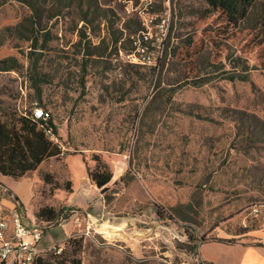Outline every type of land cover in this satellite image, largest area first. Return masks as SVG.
Instances as JSON below:
<instances>
[{
  "label": "rangeland",
  "instance_id": "rangeland-1",
  "mask_svg": "<svg viewBox=\"0 0 264 264\" xmlns=\"http://www.w3.org/2000/svg\"><path fill=\"white\" fill-rule=\"evenodd\" d=\"M149 1L0 0V121L31 118L36 86L62 152L13 179L24 202L0 175V217L75 209L69 169L96 157L114 179L92 188L88 235L67 237L69 210L44 226L42 259L67 264L76 239L80 264H205L199 239L264 231V0L238 24L205 0ZM148 30L163 68L132 54Z\"/></svg>",
  "mask_w": 264,
  "mask_h": 264
},
{
  "label": "trees",
  "instance_id": "trees-1",
  "mask_svg": "<svg viewBox=\"0 0 264 264\" xmlns=\"http://www.w3.org/2000/svg\"><path fill=\"white\" fill-rule=\"evenodd\" d=\"M206 3L213 9L222 11L227 20L232 24H238L245 16L246 10L250 0H205ZM84 37V34H82ZM36 43V41H35ZM158 66L163 68V64L158 62ZM157 67V66H156ZM12 68V67H9ZM155 70V67L153 68ZM245 80V79H242ZM35 101L37 106L48 112L42 100L41 90L35 86ZM41 121L31 118H21L13 121H0V175L10 177L12 179H20L26 174L36 171L39 166L51 158H58L60 156L61 148L58 144L51 141L40 127ZM47 126L51 128L54 137H57V129L52 122L50 115L46 122ZM39 126V127H38ZM96 166L93 170L86 167L87 177L91 184L100 189L101 194H105L108 190L107 186L113 178V173L107 164L95 158ZM45 184L53 185L51 175L45 173L41 176ZM122 178H120V181ZM55 186V185H54ZM59 188V187H56ZM65 191L72 193L71 185L66 184ZM107 196V195H106ZM17 200V198H16ZM67 210V209H66ZM66 210L56 211L51 207H41L36 213L35 217L39 222L51 224L56 222L62 216L67 218ZM194 238H191V241ZM203 238L199 242L204 243ZM218 242L232 243V240L216 239ZM82 242L74 239L69 242V252H65V262L67 264H80L76 259V254L80 251ZM34 264H56L55 261L49 259L38 258Z\"/></svg>",
  "mask_w": 264,
  "mask_h": 264
},
{
  "label": "built area",
  "instance_id": "built-area-1",
  "mask_svg": "<svg viewBox=\"0 0 264 264\" xmlns=\"http://www.w3.org/2000/svg\"><path fill=\"white\" fill-rule=\"evenodd\" d=\"M142 2H151L141 0ZM163 38L156 35L153 39L150 31L139 32L133 39V53L144 60L148 66L156 67L161 60ZM156 47V50H155ZM32 119L41 121L40 127L44 134L54 142L56 137L46 122L50 113L41 108H36L31 113ZM89 216V215H88ZM35 220H26L16 209H12L8 216L0 217V264H34L44 251L39 249V244L44 235V226ZM90 224L86 223L84 235L89 234Z\"/></svg>",
  "mask_w": 264,
  "mask_h": 264
},
{
  "label": "crops",
  "instance_id": "crops-1",
  "mask_svg": "<svg viewBox=\"0 0 264 264\" xmlns=\"http://www.w3.org/2000/svg\"><path fill=\"white\" fill-rule=\"evenodd\" d=\"M71 157L72 156H68L67 164ZM80 168L81 170L79 171H76L75 169H69V172L72 174V179L75 181V193L77 196L79 195L80 198L77 202L73 203V200H75L73 198L76 195H71L67 200V208H71V206L75 208L67 209L70 213L68 220L69 222H65V224L59 225L61 227L63 226L65 232L67 233V237L69 232H71V229H68V226L71 222L72 225L70 226H72V230H75V228H81L83 224L86 225V223L84 222L85 219L87 220V218L84 216L85 214L83 213H85V211L83 210H85L84 208L88 205L90 196H93L91 194L93 192L92 188L94 187V185L89 182L87 175L85 174L84 167L80 165ZM80 177L82 178L78 186L77 179ZM1 181L9 189H11L21 199L22 202L25 201V199L20 196L23 194V185L21 184V181H15L10 177H3ZM20 192L22 194H20ZM69 202H72L71 205H69ZM88 215L89 214H87V216ZM83 228L81 231L79 229V231L83 232ZM45 235L46 233L43 235L41 242L43 241ZM243 235H245V237L236 240L232 243H227L224 241H210L200 244L199 255L201 261L205 264H264V243H262L264 242V239H260L261 236H264V231H261V233L249 232ZM217 236L220 237V235ZM41 250L43 251L45 249Z\"/></svg>",
  "mask_w": 264,
  "mask_h": 264
}]
</instances>
